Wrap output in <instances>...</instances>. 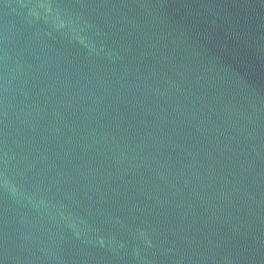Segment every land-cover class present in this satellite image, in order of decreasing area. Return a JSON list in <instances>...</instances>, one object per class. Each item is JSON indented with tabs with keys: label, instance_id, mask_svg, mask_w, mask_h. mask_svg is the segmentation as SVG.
Returning <instances> with one entry per match:
<instances>
[{
	"label": "water",
	"instance_id": "1",
	"mask_svg": "<svg viewBox=\"0 0 264 264\" xmlns=\"http://www.w3.org/2000/svg\"><path fill=\"white\" fill-rule=\"evenodd\" d=\"M0 264H264V0H0Z\"/></svg>",
	"mask_w": 264,
	"mask_h": 264
}]
</instances>
